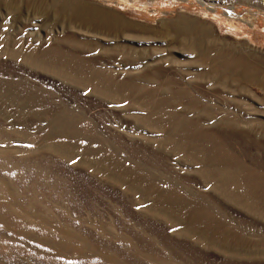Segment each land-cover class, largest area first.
Here are the masks:
<instances>
[{
  "label": "rangeland",
  "instance_id": "obj_1",
  "mask_svg": "<svg viewBox=\"0 0 264 264\" xmlns=\"http://www.w3.org/2000/svg\"><path fill=\"white\" fill-rule=\"evenodd\" d=\"M75 1L0 0V264H264V3Z\"/></svg>",
  "mask_w": 264,
  "mask_h": 264
},
{
  "label": "bare ground",
  "instance_id": "obj_2",
  "mask_svg": "<svg viewBox=\"0 0 264 264\" xmlns=\"http://www.w3.org/2000/svg\"><path fill=\"white\" fill-rule=\"evenodd\" d=\"M49 1V0H48ZM227 1H229V0H227ZM233 1H238V0H233ZM248 3H251V4H255V5H257V4H259V3H264V0H246ZM257 3V4H256ZM264 5V4H263ZM262 5V6H263ZM258 6H261V5H258ZM44 11L46 12V13H52L53 15H55V16H73V18H74V20L75 21H77L78 23H80L81 25H83V26H87V27H91V28H93V29H101V30H104V29H107V30H115L116 28H121L122 26H123V24L119 21V20H116L114 17H112V16H117V15H114V14H112V13H108V12H106V11H103L102 9H100V8H98V7H95V6H91V5H87V4H84V3H81V2H77V1H75V0H50V2H47L46 3V5H45V7H44ZM51 14V15H52ZM230 14H235L234 12H232V11H230ZM45 16V15H44ZM110 16V17H109ZM69 18V17H68ZM120 18V17H119ZM71 20V19H70ZM69 21V20H68ZM121 21H122V19H121ZM251 20H249L248 22H250ZM75 23V22H74ZM71 24H73V23H71ZM74 25V24H73ZM230 26H231V24H230ZM124 27V26H123ZM232 27H234V28H238V27H235V25L233 26L232 25ZM105 31V30H104ZM206 33V32H205ZM75 35H76V33H74ZM207 35H204V37L206 38V36H208V33H206ZM210 34V33H209ZM70 35H73V34H70ZM75 35H73V37L75 38ZM201 35V34H200ZM79 35H77V37H78ZM80 37V36H79ZM78 37V38H79ZM198 37V36H197ZM122 38V37H121ZM209 38V37H208ZM208 38H206L207 40H205V41H208L209 39ZM70 39H71V36H70ZM80 39H83V38H80ZM125 39V38H124ZM201 39V38H200ZM59 40L60 39H58L57 41L58 42H56V44L55 45H57V43H58V45H59ZM74 40V39H73ZM72 40V41H73ZM199 40V39H198ZM71 41V42H72ZM82 41V40H81ZM200 41V40H199ZM62 42V41H61ZM69 42V41H68ZM82 42H84V41H82ZM90 42V41H89ZM201 42V41H200ZM200 42H197V41H195V42H191V43H189V44H191L192 45V49H196V47H198L199 46V44L198 43H200ZM63 43H65V41H63ZM63 43H61V44H63ZM81 43V42H80ZM84 43H86V41L84 42ZM102 43V42H101ZM125 43V42H124ZM123 43V44H124ZM205 43L206 42H204V40H203V44L205 45ZM208 43H209V41H208ZM60 44V45H61ZM71 44H73V43H68V45H71ZM75 44V43H74ZM74 44L72 45V46H74ZM88 44V43H87ZM87 44H85L87 47H88V45ZM94 44V43H93ZM96 45H98L97 43H95ZM122 44V43H121ZM201 44H202V42H201ZM202 44V45H203ZM210 44V43H209ZM55 45H53V46H55ZM57 45V46H58ZM65 45V44H64ZM66 45H67V42H66ZM90 45V44H89ZM94 46V47H98V46ZM111 46H112V44H110ZM125 45V44H124ZM214 45H216V44H214ZM76 46V47H75ZM74 47L76 48H74V50H77V46L78 45H75ZM80 46H82V45H79L78 46V49H81V51H82V48L84 47V44H83V47L82 48H79ZM86 46L84 47V48H86ZM100 46V45H99ZM103 46V45H102ZM117 46H119V45H117ZM126 46H128V45H126ZM125 46V47H126ZM201 46V45H200ZM207 46V45H206ZM209 46V45H208ZM207 46V47H208ZM211 47H213L212 46V43H211V45H210ZM93 47V48H94ZM124 46L122 47V48H125ZM202 47V46H201ZM207 47H206V49H207ZM63 48V47H62ZM90 48H92V46H90ZM90 48H87L86 50L85 49H83L84 50V52H86L88 49H90ZM99 48V47H98ZM97 48V49H98ZM115 48V47H114ZM121 48V49H122ZM215 48V47H214ZM219 48H220V46H219ZM218 47H217V49H219ZM45 49H47L48 50V48H45ZM45 49H43V50H45ZM72 49H73V47H72ZM104 49V47L102 48V50ZM111 49V48H110ZM119 49V48H118ZM198 49V48H197ZM202 49H203V47H202ZM204 49H205V47H204ZM204 49L203 50H198L199 51V53H201V55L200 56H202L204 59H206V60H208V59H210V58H208L207 56H208V54H206L205 52H204ZM205 49V50H206ZM212 49V48H211ZM217 49L215 50V52H217ZM221 49L223 50V48L221 47L220 48V52H221ZM40 50H41V48H40ZM38 51V52H41V51ZM65 50V49H64ZM92 50V49H91ZM90 50V51H91ZM112 50H113V48H112ZM208 50V49H207ZM214 50V49H213ZM69 51V49L67 50V52ZM89 51V52H90ZM105 51V50H104ZM115 51V50H114ZM117 51H119V50H117ZM209 51V50H208ZM225 51L226 50H224L223 52H224V57L223 56H221V54L220 53H218V56H220V58L222 59H225L226 60V62H227V65L228 66H230V67H236V66H240V65H243V66H245V64H247L246 63V59H248V57H251V56H249L248 55V53L249 52H247V55H245V53L243 54L244 56H248L245 60H243V59H241V58H236V57H238V54H237V52H236V55H235V58L234 57H232V56H230L233 52H234V50H233V52H232V50H231V53H227L226 52V54L227 55H225ZM227 51H229L230 52V50L228 49ZM71 52V51H70ZM72 52L73 53H75V51H73L72 50ZM80 52V51H79ZM79 52L77 51L76 53H78L79 54ZM108 52H109V50H108ZM190 52H191V50H190ZM214 51H212V53H213ZM105 53V52H104ZM116 53V52H115ZM114 53V54H115ZM118 53V52H117ZM193 53H194V51H193ZM210 53H211V51H210ZM211 53V54H212ZM40 53H38V55H39ZM69 54V53H68ZM72 54V53H71ZM82 54V53H81ZM111 54V53H110ZM109 53L107 54V55H110ZM192 54V53H191ZM190 54V57L192 56V55H195V54H192L191 55ZM211 54H209V56L211 55ZM215 54H217V53H215ZM220 54V55H219ZM223 54V53H222ZM230 54V55H229ZM234 54V53H233ZM232 54V55H233ZM252 56H253V54L252 53H250ZM35 55V54H34ZM34 55H31V56H34ZM73 55V54H72ZM106 55V56H107ZM116 55V54H115ZM117 55H119V54H117ZM239 55H240V53H239ZM242 55V54H241ZM240 55V56H241ZM36 56V55H35ZM34 56V57H35ZM73 56H75V55H73ZM105 56V55H104ZM121 56V55H120ZM124 56V55H123ZM196 56H198V55H196ZM200 56H199V58H200ZM217 56V55H216ZM234 56V55H233ZM37 57V56H36ZM35 57V58H36ZM70 57V56H69ZM68 57V58H69ZM77 57H78V55H77ZM80 57H82L81 59H84L83 58V54H82V56L80 55ZM190 57H188V59H190ZM254 57V56H253ZM79 58V57H78ZM86 58V57H85ZM103 58V57H102ZM111 58H113V57H111ZM114 58H115V56H114ZM121 58V57H120ZM119 58V59H120ZM125 58H128L127 57V55H126V57ZM125 58H121L122 60H124ZM194 59V58H196V57H191V59ZM198 58V59H199ZM219 57H218V59H220ZM243 58V57H242ZM252 58V57H251ZM37 59H38V57H37ZM71 59V57L69 58V60ZM73 59H75V61H76V58H73ZM72 59V60H73ZM105 59H107L106 57H105ZM117 59V58H116ZM115 59V60H116ZM129 59V58H128ZM192 59V60H193ZM217 59V58H216ZM217 59V60H218ZM253 59V58H252ZM251 59V60H252ZM258 59V58H257ZM40 60V59H39ZM86 60V59H85ZM87 60H89V59H87ZM86 60V62L88 63L89 61H87ZM100 60V59H99ZM108 61H109V59H107ZM111 60H114V59H111ZM114 60V61H115ZM192 60H190V62L192 61ZM261 60H264L263 59V57L261 58ZM29 61V60H28ZM32 61V60H31ZM83 61V60H82ZM81 61V62H82ZM91 61V60H90ZM97 61V60H96ZM125 61H126V59H125ZM137 61V60H136ZM213 61V60H212ZM255 61H256V59H255ZM74 62V61H73ZM85 62V64L86 65H88V64H90V63H86ZM101 63H102V61H100ZM104 62V61H103ZM113 62V61H112ZM116 62H117V60H116ZM209 62V61H208ZM253 62V61H252ZM128 63V62H127ZM132 63V62H131ZM212 63V62H211ZM219 62L217 61V64H218ZM224 63H225V61H224ZM256 63V62H255ZM254 63V64H255ZM260 63V62H259ZM61 64V63H60ZM96 64V63H95ZM132 64H136V63H132ZM138 64V63H137ZM136 64V65H137ZM140 64V63H139ZM188 64H190V63H188ZM195 64V63H194ZM198 64V63H197ZM200 64V63H199ZM226 64V63H225ZM224 64V65H225ZM261 64V63H260ZM90 65H92V64H90ZM100 65V64H99ZM98 65V67H100ZM110 65V64H109ZM211 65V64H210ZM250 65V64H249ZM257 65H258V63H257ZM262 65V64H261ZM261 65H259V66H261ZM112 66H113V64H112ZM127 66H129V63H128V65H126V67ZM133 66V65H132ZM137 66H139V65H137ZM176 66V65H175ZM178 66V65H177ZM181 67H182V65H180ZM194 65H192L191 67H193ZM208 66V65H207ZM219 66H221V64L219 63ZM78 67V66H77ZM93 67H95L94 66V64H93ZM211 67V66H210ZM245 67H247V65L245 66ZM262 67H264V66H262ZM62 68H64L63 66L61 67V69ZM86 67H84V69H85ZM91 68H92V66H90V68L88 67V69L90 70V72H91ZM97 68V67H96ZM95 68V69H96ZM100 68H102V66L100 67ZM124 68V67H123ZM134 68H136V67H134ZM188 68V67H187ZM203 68L204 69H207V68H205L204 67V65H203ZM65 69H66V67H65ZM87 69V68H86ZM86 69H85V71H86ZM87 69V70H88ZM94 69V68H93ZM93 69H92V71H93ZM103 69V68H102ZM111 69V68H110ZM130 69H132V67L130 68ZM152 69V68H151ZM167 69V68H166ZM165 69V70H166ZM177 69V68H176ZM184 69H186V66H185V68ZM183 69V70H184ZM192 69V68H191ZM64 70V69H63ZM68 71H69V69H67ZM72 69H70V71H71ZM100 70V69H99ZM137 70H140V68L138 67V69ZM154 70V69H153ZM182 69H179V71H181ZM188 70V69H187ZM235 70H237V69H235ZM75 71V70H74ZM72 72V73H74L75 74V72ZM95 71H97L98 72V70H95ZM94 71V72H95ZM102 70H100V72H101ZM120 71V70H119ZM144 72H146L145 70H143ZM152 71V70H151ZM150 71V72H151ZM192 71V70H191ZM197 71H199V70H197ZM201 71V70H200ZM203 71V70H202ZM208 71V70H207ZM214 71V70H213ZM212 71V72H213ZM253 71V70H252ZM62 72H64V71H62ZM100 72H98V73H100ZM102 72H105V71H102ZM112 72H113V69H112ZM123 72V71H122ZM142 72V71H141ZM149 71H148V73H150ZM182 72H184V71H182ZM193 72V71H192ZM191 72V73H192ZM71 73V74H72ZM77 73V72H76ZM79 74H81L80 72H78ZM121 73V72H120ZM124 73V72H123ZM135 73V72H134ZM134 73H132V74H134ZM147 73V72H146ZM146 73L145 74H142V75H146ZM155 73V71H153V74ZM199 73V72H198ZM197 73V74H198ZM204 73V72H203ZM230 73H232V72H230ZM64 74H65V72H64ZM67 74H69V72L67 73ZM97 74V73H96ZM107 74H109V70H108V73ZM107 74H105V75H107ZM113 74L114 73H112L111 75L109 74V77L108 78H111L110 76H113ZM129 74V73H128ZM151 74H152V72H151ZM152 74V75H153ZM197 74H195V75H197ZM200 74V73H199ZM198 74V75H199ZM214 74V73H213ZM229 74V73H228ZM84 75H85V73H84ZM99 75V74H98ZM148 75V74H147ZM180 75V74H179ZM204 75V74H203ZM226 75H227V73H226ZM73 76V75H72ZM75 76H77L76 74H75ZM79 76V75H78ZM86 76H87V74H86ZM104 75H102V76H100L99 78H101V77H103ZM116 76V75H115ZM129 76V75H128ZM144 76H142V77H144ZM192 75H190V77H191ZM82 77V76H81ZM148 77H150V75L148 76ZM217 77V76H216ZM231 77V76H230ZM235 77V76H234ZM233 77V78H234ZM243 77V76H242ZM114 78H116V77H114ZM128 78V77H127ZM130 78H131V76H130ZM130 78H128V79H130ZM134 78H136L135 77V75H134ZM158 78H159V76H158ZM225 78V77H224ZM239 78V77H238ZM75 79H76V77H75ZM79 79V78H78ZM82 79H84L85 80V77H83ZM88 79H90L91 80V78H88ZM102 79V78H101ZM101 79H99V80H101ZM122 79V78H121ZM133 79V78H132ZM136 79H138V78H136ZM149 79L150 78H148V81H149ZM244 79V78H243ZM86 80H87V77H86ZM94 80V79H93ZM116 80H117V78H116ZM119 80V79H118ZM118 80L116 81L117 83H118ZM125 80H127V79H125ZM134 80V79H133ZM140 80V79H139ZM139 80H135V81H139ZM143 80V79H142ZM141 80V81H142ZM147 80V79H146ZM232 81L234 80V79H231ZM98 81V80H97ZM96 80H95V83L97 82ZM110 80L108 79V82H109ZM115 80L113 79V82H114ZM123 82H124V80H122ZM132 81V80H131ZM152 81V80H151ZM155 81H156V79H155ZM154 81V82H155ZM247 81V80H246ZM245 81V82H246ZM250 81V80H249ZM106 82H107V80H106ZM113 82L111 81V83L113 84ZM115 82V83H116ZM120 82V81H119ZM122 82V83H123ZM143 82V81H142ZM145 82H147V81H145ZM167 82V81H166ZM220 82V81H219ZM230 82V81H229ZM81 83V82H80ZM91 83V82H90ZM93 83V82H92ZM121 83V82H120ZM136 83V82H135ZM140 84H141V82H139ZM144 83V82H143ZM163 83V82H162ZM176 83V82H175ZM255 83V82H254ZM253 83V84H254ZM258 83V85H259V82H257ZM99 84V83H98ZM102 84V83H101ZM106 84V83H105ZM105 84H104V86H105ZM110 83H107V86H106V88H108L110 85H109ZM112 84H111V86L109 87L110 89H114V90H116L117 89V87L119 86V88H120V85H117V87H115V88H112ZM119 84V83H118ZM150 84V83H149ZM170 84V83H169ZM172 84H174V83H172ZM230 84H232V83H230ZM251 84V83H250ZM262 84H264V83H262ZM114 85H116V84H114ZM137 85V84H136ZM161 85V84H160ZM176 85V84H175ZM178 85V84H177ZM255 85V84H254ZM261 85V84H260ZM100 86V85H99ZM124 86V85H123ZM142 86V84L139 86L138 85V91H139V89L140 88H142L141 87ZM144 86V85H143ZM257 86V85H256ZM92 87H93V85H92ZM135 87H137V86H135ZM163 87H166V86H163ZM261 87H263V85L261 86ZM122 88V87H121ZM130 88V87H129ZM133 88V90L134 89H136V91H137V88H134V86L132 87ZM125 89V88H124ZM164 89H166V88H164ZM164 89H163V91H164ZM125 90H127V88L125 89ZM131 90L132 91V93L134 92V94L133 95H135L136 96V91L134 90ZM141 90H143V89H141ZM186 90H188V89H185V91ZM231 90V89H230ZM95 91V90H94ZM108 91V90H107ZM106 91V92H107ZM119 91H121V90H119ZM189 91V90H188ZM188 91L187 92H185V93H188ZM122 92V91H121ZM125 92V91H124ZM156 92V91H155ZM166 92V91H165ZM116 93V92H115ZM127 93H128V90H127ZM132 93H128V94H132ZM172 93V92H171ZM226 93V92H225ZM156 94V93H155ZM154 94V95H155ZM166 94L168 95V93L166 92ZM165 94V95H166ZM178 94V93H177ZM121 95V94H120ZM146 95V94H145ZM163 95H164V93H163ZM171 95H173V93L171 94ZM175 96V95H174ZM151 97V96H150ZM165 97H167V96H165ZM176 97H178V96H176ZM249 98V97H248ZM141 99V98H140ZM144 99V98H143ZM165 99V98H164ZM174 99V98H173ZM186 99V98H185ZM172 100V99H171ZM190 100V99H189ZM251 100V99H250ZM173 101V100H172ZM174 102V101H173ZM257 104V103H256ZM160 105V104H159ZM202 105V104H201ZM259 105V104H258ZM165 106V105H164ZM172 106V105H171ZM174 106V108L176 107L175 105H173ZM262 106V105H261ZM166 107V106H165ZM161 108V107H160ZM165 108H163L162 110H164ZM171 109V108H170ZM173 111H174V109L172 110V113H173ZM252 111V110H251ZM157 112V111H156ZM162 112V111H161ZM166 112V111H165ZM256 112H258V111H256ZM157 113H159V112H157ZM167 113V112H166ZM171 113V112H170ZM252 113V112H251ZM255 113V112H254ZM169 114V113H168ZM262 114V113H261ZM167 115V114H166ZM170 115V114H169ZM171 116H173V115H171ZM175 116V115H174ZM176 117V116H175ZM172 119V118H171ZM175 119V118H174ZM228 120V119H227ZM260 121V120H259ZM190 122V121H189ZM258 122V121H257ZM168 123V122H167ZM259 123V122H258ZM251 124V123H250ZM262 124V123H261ZM162 125V124H161ZM168 125V124H167ZM187 126V125H186ZM258 126V125H257ZM189 127V126H188ZM190 127H191V125H190ZM252 127V126H251ZM256 127V126H255ZM184 128V127H183ZM249 128V127H248ZM260 128H261V126H260ZM187 129H191V128H187ZM192 129H193V127H192ZM191 129V130H192ZM254 129V128H253ZM256 129H257V127H256ZM258 129H259V127H258ZM187 131L188 130H186V131H184L185 133L184 134H187ZM256 131V130H255ZM254 131V132H255ZM190 132H192V131H190ZM196 133V132H195ZM247 133H249L248 131H247ZM256 133H257V131H256ZM255 133V134H256ZM193 136V135H192ZM249 136V135H248ZM251 136H253L252 134H251ZM264 136V135H263ZM250 137V136H249ZM257 139H259L257 136H255ZM251 138V137H250ZM196 139V138H195ZM252 139H254V137L252 138ZM251 139V140H252ZM260 139H264L263 137L261 138L260 137ZM254 140H256V139H254ZM255 142V141H254ZM258 142V141H257ZM249 143V142H248ZM259 143H261L260 141L258 142V144ZM263 145V144H262ZM261 145V146H262ZM260 146V145H259ZM259 146H257V147H259ZM260 146V147H261ZM257 147H256V149H257ZM263 147V146H262ZM264 148V147H263ZM258 150H260V149H258ZM257 151V150H256ZM254 154V153H253ZM258 154V153H257ZM225 159V158H224ZM224 161V160H223ZM226 162V161H225ZM220 165V164H219ZM231 166V165H230ZM229 166V167H230ZM238 166V165H237ZM236 166V167H237ZM247 167V166H246ZM255 170V169H254ZM253 171V170H252ZM214 172V171H213ZM250 172V171H249ZM254 172V171H253ZM253 172H251V173H253ZM246 173H248V172H246ZM257 173V172H256ZM260 174V173H259ZM216 175H217V171H216ZM215 176V175H214ZM219 175H217L216 176V178L218 177ZM242 176V175H241ZM246 178H247V176H245ZM261 177V176H260ZM252 178V177H251ZM255 178V177H254ZM264 178V177H263ZM218 179V178H217ZM258 179V178H257ZM255 180V181H259V180ZM219 180V179H218ZM217 180V181H218ZM253 180V179H252ZM260 180H261V178H260ZM248 181V180H247ZM255 181H251V182H255ZM260 183L262 184V181H260ZM259 182H258V185L260 184ZM249 184H251V185H253V183H249ZM254 184H256V186H257V183L255 182ZM260 184V185H261ZM260 185L259 186H257V188H256V186L255 185H253V189H254V186H255V190L256 189H259L260 190V188H258V187H260ZM262 188V187H261ZM254 190V191H255ZM263 190V189H262ZM261 190V191H262ZM262 193V192H261ZM262 195V194H261ZM263 195H264V192H263ZM170 201H171V199H170ZM173 201V200H172ZM174 202V201H173ZM171 205V204H170ZM197 219V218H196ZM132 228V227H131ZM128 233H129V231H128ZM191 233V232H190ZM205 235V234H204ZM139 236V235H138ZM138 238H140V237H138ZM144 238H146V237H144ZM149 239V238H148ZM147 239V240H148ZM138 240V239H137ZM152 241V240H151ZM149 243V242H148ZM153 244V243H152ZM125 246V245H124ZM162 251H164V250H162ZM173 251V250H172ZM156 252V251H155ZM151 253V252H150ZM158 252H156V254H157ZM162 253V252H161ZM168 253V252H167ZM233 254V253H232ZM165 256V255H164ZM163 256V257H164ZM228 256V255H227ZM237 256H239V255H237ZM174 257H175V255H174ZM177 258V257H176ZM181 260V259H180ZM161 261V260H160ZM150 262V261H149ZM230 262V261H229Z\"/></svg>",
  "mask_w": 264,
  "mask_h": 264
}]
</instances>
